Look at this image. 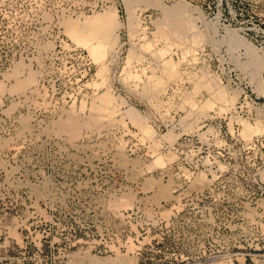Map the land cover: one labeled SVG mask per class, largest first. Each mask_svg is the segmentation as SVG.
I'll list each match as a JSON object with an SVG mask.
<instances>
[{
    "label": "rangeland",
    "instance_id": "1",
    "mask_svg": "<svg viewBox=\"0 0 264 264\" xmlns=\"http://www.w3.org/2000/svg\"><path fill=\"white\" fill-rule=\"evenodd\" d=\"M127 1L1 0L0 264H264V0Z\"/></svg>",
    "mask_w": 264,
    "mask_h": 264
},
{
    "label": "bare ground",
    "instance_id": "2",
    "mask_svg": "<svg viewBox=\"0 0 264 264\" xmlns=\"http://www.w3.org/2000/svg\"><path fill=\"white\" fill-rule=\"evenodd\" d=\"M124 5H125V11L127 14V22L132 23L131 20L132 19V15H131V10L129 7V3L127 0H123ZM162 11H165L164 7L161 6L160 8ZM101 21V16L99 15H90V16H86L83 17V20H79V19H75L73 21H70L67 25H66V29H67V33L70 35V37L72 39H74L73 37H77L78 39H82L83 37L86 36V32H84L86 29H89L88 33H90V31L95 28L96 25H98V23ZM129 25V24H128ZM131 27V26H129ZM87 31V30H86ZM87 33V34H88ZM86 41V40H85ZM96 48V47H95ZM93 52L95 51V49L92 50ZM101 76V75H100ZM101 80V79H100ZM98 82H96L97 84ZM95 84V83H94Z\"/></svg>",
    "mask_w": 264,
    "mask_h": 264
},
{
    "label": "built area",
    "instance_id": "3",
    "mask_svg": "<svg viewBox=\"0 0 264 264\" xmlns=\"http://www.w3.org/2000/svg\"><path fill=\"white\" fill-rule=\"evenodd\" d=\"M3 11H4V8H3V6H2V2H1V0H0V19H2L3 16H4Z\"/></svg>",
    "mask_w": 264,
    "mask_h": 264
}]
</instances>
